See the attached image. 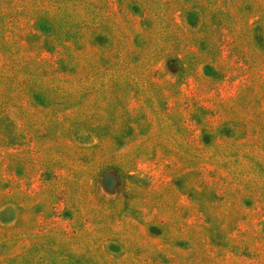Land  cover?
Masks as SVG:
<instances>
[{
  "label": "rangeland",
  "instance_id": "rangeland-1",
  "mask_svg": "<svg viewBox=\"0 0 264 264\" xmlns=\"http://www.w3.org/2000/svg\"><path fill=\"white\" fill-rule=\"evenodd\" d=\"M0 264H264V0H0Z\"/></svg>",
  "mask_w": 264,
  "mask_h": 264
}]
</instances>
